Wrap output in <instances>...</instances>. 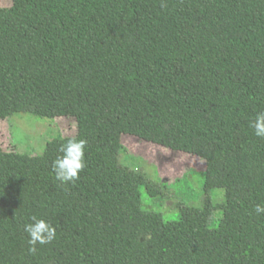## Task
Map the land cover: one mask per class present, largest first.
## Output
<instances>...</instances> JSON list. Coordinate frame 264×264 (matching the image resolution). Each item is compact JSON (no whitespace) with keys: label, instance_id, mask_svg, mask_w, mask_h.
Returning a JSON list of instances; mask_svg holds the SVG:
<instances>
[{"label":"trees","instance_id":"trees-1","mask_svg":"<svg viewBox=\"0 0 264 264\" xmlns=\"http://www.w3.org/2000/svg\"><path fill=\"white\" fill-rule=\"evenodd\" d=\"M132 84L165 114L161 133L198 140L206 162L204 203L177 220L142 207L143 188L167 187L103 136L101 89ZM19 112L72 116L77 132L41 154L0 137V264H264V137L251 127L264 112V0H12L0 6V120ZM71 139L86 141L84 167L61 182L53 163ZM130 184L139 204L116 203ZM33 216L52 241L29 243Z\"/></svg>","mask_w":264,"mask_h":264},{"label":"rangeland","instance_id":"rangeland-1","mask_svg":"<svg viewBox=\"0 0 264 264\" xmlns=\"http://www.w3.org/2000/svg\"><path fill=\"white\" fill-rule=\"evenodd\" d=\"M11 2L12 0H0V6H8ZM148 106L135 84L128 88L104 86L97 102L102 130L107 126L103 136L115 145L120 159L126 161L125 153L120 150V145H124L135 155L127 158L132 167L139 166L157 182L156 186L163 189L167 187L165 197L162 193L150 196L149 190L143 188L142 207L162 213L165 220H177L183 207L204 203L207 194L205 178L200 171L206 168V162L201 153L194 149L199 144L198 140L188 141L182 138L177 144L173 140L176 135L161 133L157 119L165 114L152 112ZM76 132V119L66 115L43 117L31 112H19L0 120L3 147L7 150L15 148L22 153L41 154L48 140L59 135L74 136ZM113 178L114 175L108 172L110 188L114 186L110 181ZM162 181L166 182L165 185ZM131 185L126 195L118 196L116 203L139 204V188L135 184L130 189ZM212 199L214 204H222L226 199L224 189H216ZM223 214L221 207L214 209L211 227L218 226Z\"/></svg>","mask_w":264,"mask_h":264},{"label":"clouds","instance_id":"clouds-1","mask_svg":"<svg viewBox=\"0 0 264 264\" xmlns=\"http://www.w3.org/2000/svg\"><path fill=\"white\" fill-rule=\"evenodd\" d=\"M251 127L255 129V134L264 137V112L257 114ZM86 141L71 139L62 148L64 155L58 157L53 163V170L56 179L61 182L74 181L78 178L79 171L84 167V149ZM256 212H264V206L257 205ZM32 223L25 226V231L29 233V243L33 246L39 242L41 245L52 241L56 235L55 227L45 219L31 218ZM33 250H35L33 248Z\"/></svg>","mask_w":264,"mask_h":264}]
</instances>
